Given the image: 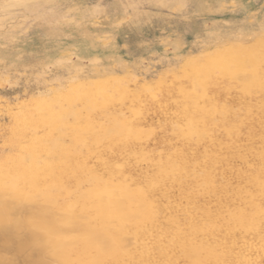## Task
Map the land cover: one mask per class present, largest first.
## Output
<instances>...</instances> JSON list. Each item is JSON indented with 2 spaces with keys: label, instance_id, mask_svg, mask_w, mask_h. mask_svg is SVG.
<instances>
[{
  "label": "rangeland",
  "instance_id": "374dc122",
  "mask_svg": "<svg viewBox=\"0 0 264 264\" xmlns=\"http://www.w3.org/2000/svg\"><path fill=\"white\" fill-rule=\"evenodd\" d=\"M261 35L264 0H0V264L23 263L12 251L16 231L33 228L56 264H145L135 239L152 222L154 201L104 169V144L130 145L131 133L142 127L148 149L183 147L170 130L183 63L206 80L243 43L254 56H241L236 78L259 88ZM240 36V43L232 40ZM152 88L159 92L155 102L148 97ZM210 93L240 124L241 139L230 153L257 149L261 98L222 85ZM208 146L186 148L196 153ZM227 168L231 187L238 186L240 161ZM188 180L191 194L204 187L202 179ZM181 252L194 264L207 260L202 246L188 244Z\"/></svg>",
  "mask_w": 264,
  "mask_h": 264
},
{
  "label": "bare ground",
  "instance_id": "6f19581e",
  "mask_svg": "<svg viewBox=\"0 0 264 264\" xmlns=\"http://www.w3.org/2000/svg\"><path fill=\"white\" fill-rule=\"evenodd\" d=\"M27 4L33 7V5L38 4V1H31ZM253 35L255 34L253 33ZM241 38L242 36L232 40L240 43ZM254 38L256 40V37ZM260 39L264 40V35H261ZM242 44H236L237 50L236 53L231 54L232 59L222 61L223 70L216 71V73L213 72L206 80H203L196 72L190 73L188 70H185L187 68V62L183 63V68L177 75L181 82L175 84L173 87L178 97L176 104L177 116L175 120L170 122V130L181 141L183 147H170L164 151L148 149L141 143L148 135L141 127L139 131L131 133L130 137L135 140L132 144L117 146V144L109 141L104 144L106 147L100 153L104 161L103 167L105 170L113 174L115 173L134 189L141 192L145 199L154 201L153 208L155 214L153 220L151 223H148L146 229L135 239L138 246L137 249L143 256L145 264H194L188 258L184 257L181 252L182 248L188 244H195L206 248L207 260L204 264H264V76H260L261 87L259 88L255 85L247 87L240 84L236 78V72L238 67L240 68L242 65L241 56L247 55L249 61L254 56ZM260 52L264 53V44L260 45ZM94 58L92 56V59ZM260 69L264 72V64ZM104 76L101 75L99 77L103 78ZM112 78L114 80L120 79L116 76ZM217 85H222L226 89H237L242 96H248L250 98L258 96L261 98L258 107L261 108L262 111L260 113L262 115L259 120L257 119L260 125L258 136L260 138V145L253 152L251 150L241 151L240 149L236 150L235 153H230V150L233 149L232 145H236L241 139L239 132L240 124L233 119L231 107L211 95L210 88ZM156 90L153 88L150 90L151 92L148 96L150 102L157 101L159 92ZM141 111L143 114V109ZM57 138L61 140V136ZM203 141L208 142L209 146L200 152L189 153V149L186 148L187 146L198 145ZM51 147L49 148L51 149ZM112 153L116 155L114 159L108 157ZM249 153L251 154V158H249ZM234 158L240 161L243 169L239 172V185L231 187L226 175L231 172L227 167ZM25 165L27 166L26 163ZM38 166H40L39 162ZM133 167H144V170L139 176H136L132 172ZM190 178L202 179L204 187L194 194H191L187 187L189 184L188 179ZM1 209L0 212H4ZM29 214H33V212ZM25 219L27 218L25 217ZM32 224L34 223L32 222ZM78 226L81 227L80 225ZM33 229L35 231L36 228ZM34 231L30 229L26 230L25 233L16 231L20 234L14 239L12 251L23 256L24 264H56L57 260L55 262L52 257L51 259L46 256L48 254L46 253L48 252L47 244L45 245L42 243L43 241H38ZM39 237L43 239V237L41 238V234ZM1 241L4 240L2 239ZM53 242L56 241L53 240ZM50 243L52 242L50 241ZM7 244H9L8 241ZM51 249L53 251V248ZM9 253L12 254L11 252ZM21 255L17 256L21 258Z\"/></svg>",
  "mask_w": 264,
  "mask_h": 264
}]
</instances>
